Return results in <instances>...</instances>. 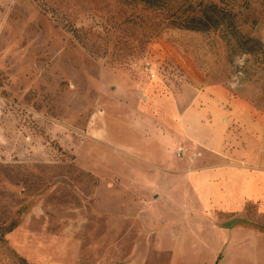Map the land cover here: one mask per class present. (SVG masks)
Segmentation results:
<instances>
[{
  "label": "rangeland",
  "instance_id": "obj_1",
  "mask_svg": "<svg viewBox=\"0 0 264 264\" xmlns=\"http://www.w3.org/2000/svg\"><path fill=\"white\" fill-rule=\"evenodd\" d=\"M203 1L230 8L235 27L177 28L126 0H0V225L16 224L0 264L75 246V264H113L122 242L105 239L101 180L121 178L102 174L122 168V124L146 90L223 83L264 110V0ZM247 218L264 232V215Z\"/></svg>",
  "mask_w": 264,
  "mask_h": 264
},
{
  "label": "crops",
  "instance_id": "obj_2",
  "mask_svg": "<svg viewBox=\"0 0 264 264\" xmlns=\"http://www.w3.org/2000/svg\"><path fill=\"white\" fill-rule=\"evenodd\" d=\"M146 91L122 124V168L102 174L121 178L101 180L105 239L122 242L112 263L264 264V232L247 220L248 207L264 215V110L199 79ZM79 254L75 246L45 264Z\"/></svg>",
  "mask_w": 264,
  "mask_h": 264
},
{
  "label": "trees",
  "instance_id": "obj_3",
  "mask_svg": "<svg viewBox=\"0 0 264 264\" xmlns=\"http://www.w3.org/2000/svg\"><path fill=\"white\" fill-rule=\"evenodd\" d=\"M126 0L145 8L158 10L167 25L197 31L235 27L234 14L227 6L203 0ZM14 222L0 225V239L15 227Z\"/></svg>",
  "mask_w": 264,
  "mask_h": 264
},
{
  "label": "built area",
  "instance_id": "obj_4",
  "mask_svg": "<svg viewBox=\"0 0 264 264\" xmlns=\"http://www.w3.org/2000/svg\"><path fill=\"white\" fill-rule=\"evenodd\" d=\"M241 74H242V66L240 65L239 68L236 70V74H235L236 77L235 78L241 76ZM151 76H154V73H151ZM232 86H233V84H231V87Z\"/></svg>",
  "mask_w": 264,
  "mask_h": 264
}]
</instances>
